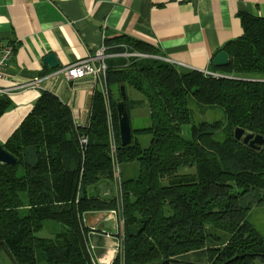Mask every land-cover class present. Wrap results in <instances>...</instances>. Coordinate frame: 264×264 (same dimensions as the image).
I'll return each mask as SVG.
<instances>
[{"label":"trees","instance_id":"1","mask_svg":"<svg viewBox=\"0 0 264 264\" xmlns=\"http://www.w3.org/2000/svg\"><path fill=\"white\" fill-rule=\"evenodd\" d=\"M243 30L224 46L229 65L212 64L221 76L181 71L155 57L107 64L119 185L101 94L86 127L76 125L56 95L41 94L3 144L17 162L0 163V235L17 264H93L84 215L111 209L124 219L126 264H264V235L248 220L253 204H264V146L257 152L234 136L238 126L264 135V18L243 16ZM114 41L130 52L158 54L129 36ZM121 84L140 91L150 108V124L132 128L129 145L121 144L119 133ZM189 97L222 108L226 122L192 123L185 137ZM11 105L0 95V117ZM140 133L150 134L147 146L137 139ZM82 135L88 136L85 151ZM101 183L108 196L99 194ZM45 221L62 225L40 236Z\"/></svg>","mask_w":264,"mask_h":264},{"label":"crops","instance_id":"2","mask_svg":"<svg viewBox=\"0 0 264 264\" xmlns=\"http://www.w3.org/2000/svg\"><path fill=\"white\" fill-rule=\"evenodd\" d=\"M243 16L264 18V0H0V47H13L7 75L0 78V95L12 101L0 117V144L7 142L44 91L70 107L77 126L86 127L95 94H101L104 105L107 92L112 98L106 76L68 79L63 69L103 47L108 65L135 56L116 38L125 35L152 45L159 58L181 71L220 73L212 68L213 58L227 42L242 36ZM49 53L58 60L55 68L45 60ZM128 99L132 128L147 127L150 108L144 96L133 93ZM136 136L144 142L150 134ZM99 191L109 194L102 183ZM103 222L105 229L116 225L108 211L84 215L90 229ZM105 233H92L95 254L104 259L114 245Z\"/></svg>","mask_w":264,"mask_h":264},{"label":"built area","instance_id":"3","mask_svg":"<svg viewBox=\"0 0 264 264\" xmlns=\"http://www.w3.org/2000/svg\"><path fill=\"white\" fill-rule=\"evenodd\" d=\"M13 55V47L10 44H2L0 47V78H4L6 74V67L10 62ZM135 56L139 57H155L158 59L159 56L145 54L140 52H135ZM164 59V58H163ZM162 60V59H161ZM107 63H106V53L105 48H101L97 50L94 54H91L88 59L79 61L69 66H66L63 70L68 79H81L87 75L99 77V76H106L107 72ZM204 74L214 75V76H221L219 72H212L205 70L203 71ZM0 93L2 90L0 89ZM106 117H107V130L110 142V152L114 162V179L117 185L121 183V175H120V162L118 161V138H117V130L114 122V117L112 114V107H111V99L109 97L108 92L106 93ZM88 143V136L82 135L80 136V144L82 149L85 151L86 146ZM108 214L115 218V233H105L107 236L113 238V249L111 254L107 256L105 259L97 256L95 254V247L91 244L90 241V250L92 252V263L93 264H113L116 258H119V264H126L125 262V223L124 219L119 213L117 209L108 210ZM95 230L91 228L89 233L90 235L94 233Z\"/></svg>","mask_w":264,"mask_h":264},{"label":"water","instance_id":"4","mask_svg":"<svg viewBox=\"0 0 264 264\" xmlns=\"http://www.w3.org/2000/svg\"><path fill=\"white\" fill-rule=\"evenodd\" d=\"M45 60L48 64L55 68L57 67L58 60L53 53H49L45 56ZM230 63V58L228 52L225 50H221L216 56L213 58V65L218 68L227 67ZM120 99L116 103L117 113H118V124H119V133H120V140L122 145H129L133 142V129L131 124L130 114L127 109V90L126 85H120ZM234 136L235 138L240 141L243 145L247 146L251 150L259 152L262 147L264 146V135L256 134L251 130H248L243 127H236L234 129ZM17 162V158L13 156L10 152H8L2 144H0V163L4 164H15ZM105 223L98 225V227H92L94 230H104L106 233H115L116 227L113 225V228L105 229ZM98 236V235H97ZM93 238V239H92ZM96 236L93 234L90 235L91 244L93 246L96 245L94 239ZM0 243L3 246V250L10 259L12 264H17L14 256L10 253L6 247L5 243L1 238L0 235Z\"/></svg>","mask_w":264,"mask_h":264},{"label":"rangeland","instance_id":"5","mask_svg":"<svg viewBox=\"0 0 264 264\" xmlns=\"http://www.w3.org/2000/svg\"><path fill=\"white\" fill-rule=\"evenodd\" d=\"M128 97H131L133 93L140 94V91L133 87L127 88ZM188 106L191 112V123H186L183 125L182 134L189 138L191 135V125L192 123H199L201 121H214V120H222L226 122L225 112L222 108L215 105H204L196 102L192 97H189ZM112 107V105H111ZM113 110V108H112ZM136 122H134V126H136ZM139 125H142L140 123ZM148 141L144 140L141 144L143 146H147L151 139L150 136L147 137ZM122 170L125 171L128 167L127 164H122ZM248 220L253 224V226L264 235V204L255 203L248 214ZM60 226L62 224L54 221H45V228L43 231L39 233L40 236L50 237L53 232V226ZM0 264H12L8 256L3 252L0 248ZM39 264H48L44 259L39 260Z\"/></svg>","mask_w":264,"mask_h":264}]
</instances>
